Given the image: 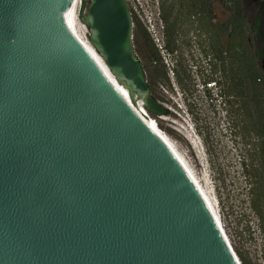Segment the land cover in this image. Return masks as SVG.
Listing matches in <instances>:
<instances>
[{
  "label": "water",
  "instance_id": "water-1",
  "mask_svg": "<svg viewBox=\"0 0 264 264\" xmlns=\"http://www.w3.org/2000/svg\"><path fill=\"white\" fill-rule=\"evenodd\" d=\"M73 2L0 0V264H240L142 111L167 112L127 1L79 0L77 17L139 111Z\"/></svg>",
  "mask_w": 264,
  "mask_h": 264
},
{
  "label": "rangeland",
  "instance_id": "rangeland-1",
  "mask_svg": "<svg viewBox=\"0 0 264 264\" xmlns=\"http://www.w3.org/2000/svg\"><path fill=\"white\" fill-rule=\"evenodd\" d=\"M258 1L247 3L244 0L247 22L243 39L255 56L261 78L259 85L264 89V72L259 68L261 46L249 30L263 8L256 4ZM216 2L217 20L224 21L231 14L229 4L224 0ZM141 3L144 6L146 0H141ZM234 51L238 54L241 48H235L232 54ZM239 64L232 62L233 92L230 104L226 105V117L221 116L214 106L202 102L200 106L194 103L184 105L179 92L182 90L176 81L151 89L152 95L167 105L168 111L150 116L157 121L160 130L207 191L236 254L240 253L250 264H264V197L257 199L250 191L254 177L259 178L258 171L254 173V169L259 167L260 160L264 161V148L261 157L257 149L263 146L264 135L254 127L252 118L247 115V105L243 104L246 101L241 91L244 80L236 72ZM186 90L192 97L199 94L194 85ZM194 127L201 136L199 139L193 135ZM189 133L192 139L185 135ZM254 201L256 208L252 207Z\"/></svg>",
  "mask_w": 264,
  "mask_h": 264
},
{
  "label": "flooded vegetation",
  "instance_id": "flooded-vegetation-1",
  "mask_svg": "<svg viewBox=\"0 0 264 264\" xmlns=\"http://www.w3.org/2000/svg\"><path fill=\"white\" fill-rule=\"evenodd\" d=\"M144 6L131 0L132 44L150 89L176 81L188 96L190 85L219 82L230 104L231 14L218 22L216 0H146ZM257 15L252 32L261 46L259 68L264 72V20ZM262 147H257L260 157ZM258 166L254 173L258 171L259 178L254 177L250 191L260 199L264 197V161Z\"/></svg>",
  "mask_w": 264,
  "mask_h": 264
},
{
  "label": "trees",
  "instance_id": "trees-1",
  "mask_svg": "<svg viewBox=\"0 0 264 264\" xmlns=\"http://www.w3.org/2000/svg\"><path fill=\"white\" fill-rule=\"evenodd\" d=\"M245 2L250 3L252 1L245 0ZM224 3H228L229 9L231 10L229 21L231 28V51L235 50L237 47L241 48L240 53L237 54L234 51V54H232V62L240 63L239 65H236V72H238L239 76H241L240 78L244 80V85L241 87V91L242 96H245L246 101H244L243 104L247 105V115L249 118H252V123L255 125L254 127L264 135V89L259 85L261 78L260 72H258L255 64V56H252L254 54H252L243 39V34L246 29L245 23L247 22L245 21L246 15L243 8L244 0H224ZM256 4L263 6L258 12L257 19L259 21L264 20V0H259ZM249 30H253L252 26L249 27ZM262 148H264V144ZM252 207L256 208L255 201L252 203ZM237 255L241 264H250L240 253H237Z\"/></svg>",
  "mask_w": 264,
  "mask_h": 264
},
{
  "label": "bare ground",
  "instance_id": "bare-ground-1",
  "mask_svg": "<svg viewBox=\"0 0 264 264\" xmlns=\"http://www.w3.org/2000/svg\"><path fill=\"white\" fill-rule=\"evenodd\" d=\"M78 5H79V0H74L73 2V6L72 9L70 11L69 14V21L71 23V25L73 26L77 38L82 41L87 48L92 52V54L96 57V59L98 60L99 65L102 67V69L104 70V72L106 73V75L109 77V79L112 81V83L122 92L124 93L121 88L120 85L115 81V78L113 77V75L109 72V70L104 66L103 62L101 61L100 57L98 56V54L93 50V48L87 43L86 41V35H87V28L85 27V25L78 19L77 17V9H78ZM124 88V87H123ZM125 89V88H124ZM124 95L126 96V98L128 99V101L139 111V109L135 106V104L130 100V98L124 93ZM136 101V100H135ZM138 103V102H137ZM139 104V103H138ZM140 105V104H139ZM141 106V105H140ZM167 107V105L165 106ZM142 108V107H141ZM142 111L146 114V116L149 118V120L152 122L154 128L152 127V125H150L152 127V129L161 137V139L168 145V147L171 149V151L174 153V155L177 157V159L181 162V164L184 166V168L186 169V171L188 172V174L190 175L191 179L194 181L195 185L197 186V188L199 189V191L201 192L202 196L204 197L206 203L208 204L209 208L211 209L212 213L214 214L220 229L222 230L226 240L228 241L229 245L232 248L231 243L229 242L227 235L225 233V229L223 227V224L220 220V217L216 211V208L214 206V204L212 203L207 191L205 190V188L202 186V184L200 183V181L197 179V177L195 176V174L193 173V171L191 170V168L187 165V163L185 162V160L181 157V155L177 152V150L174 148V146L171 144V142L168 140V138L163 134V132L160 130L159 125L157 124V121L151 117L143 108ZM141 113V112H140ZM142 114V113H141ZM144 117V116H143ZM167 118V117H165ZM144 119L146 120V118L144 117ZM147 121V120H146ZM187 123V122H186ZM190 128V127H189ZM186 133V132H185ZM188 133V131H187ZM192 133V132H191ZM185 134L186 136H188V138L192 139V134ZM206 173H205V179H206ZM232 250L234 251V249L232 248ZM237 259L239 260L236 252L234 251ZM240 261V260H239ZM241 264V263H240Z\"/></svg>",
  "mask_w": 264,
  "mask_h": 264
},
{
  "label": "built area",
  "instance_id": "built-area-1",
  "mask_svg": "<svg viewBox=\"0 0 264 264\" xmlns=\"http://www.w3.org/2000/svg\"><path fill=\"white\" fill-rule=\"evenodd\" d=\"M129 10L131 11V0H126ZM141 2V0H139ZM131 13V12H130ZM259 80V79H258ZM196 91L199 92L195 97H192L188 94V98L192 99L194 104L200 106L201 102L205 103L207 105H212L214 106L215 110L221 114V116L226 117L227 110H226V98L225 94L222 90V86L219 84V82H212L206 83V84H201L198 86H195ZM181 95H184L185 93H181ZM161 105L165 107V105L161 102H159ZM148 113V112H147ZM150 115V113H148ZM229 126V122H227ZM227 126L226 124H224Z\"/></svg>",
  "mask_w": 264,
  "mask_h": 264
},
{
  "label": "clouds",
  "instance_id": "clouds-1",
  "mask_svg": "<svg viewBox=\"0 0 264 264\" xmlns=\"http://www.w3.org/2000/svg\"><path fill=\"white\" fill-rule=\"evenodd\" d=\"M183 95H180V98H181V100L183 101V103H184V105H189V104H191V103H194L193 101H192V99H190V98H188V96H183ZM193 135L195 136V137H198V139L201 137L200 136V134H199V132L197 131V129L194 127L193 128ZM203 143V142H202Z\"/></svg>",
  "mask_w": 264,
  "mask_h": 264
}]
</instances>
